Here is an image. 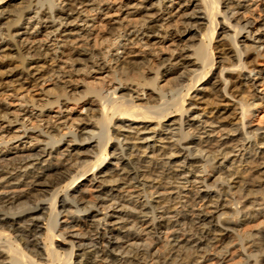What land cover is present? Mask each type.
<instances>
[{"label":"bare ground","instance_id":"obj_1","mask_svg":"<svg viewBox=\"0 0 264 264\" xmlns=\"http://www.w3.org/2000/svg\"><path fill=\"white\" fill-rule=\"evenodd\" d=\"M258 57L264 0H0V264L221 257L264 215Z\"/></svg>","mask_w":264,"mask_h":264},{"label":"rangeland","instance_id":"obj_2","mask_svg":"<svg viewBox=\"0 0 264 264\" xmlns=\"http://www.w3.org/2000/svg\"><path fill=\"white\" fill-rule=\"evenodd\" d=\"M263 46L260 47V49H262ZM257 61V66L260 68L264 69V57H258L256 59ZM255 72H252L251 75H253ZM163 82H161L162 84ZM257 93H259L260 96L264 95V89L262 87L257 86ZM255 89V90H256ZM254 92L253 88H251L250 90L247 91L246 97L249 96L251 97V94ZM33 94H36V92H33ZM255 120H254V125H257L259 123H262L260 121H264V108L260 109L256 114H255ZM262 118V120H260V118ZM160 144V142L158 143ZM83 185L86 188L85 191V196L88 200H92L95 198V195L98 193L99 188L94 185V184H89V183H85L84 181L80 184ZM70 219L68 218V216L66 215V213H62L59 216V223L60 224H64L69 222ZM240 225L234 230H228L223 232V239L221 242H217L216 240H213L214 242V246L216 248H220L219 246H223L226 244L227 246V251H222L223 254H221V257H217L215 256V252L214 250H210L207 253V260L202 261V264H238L239 262H241L243 259V256L241 254L242 249L241 246L239 245V240H238V236H236L237 234H244V233H255L257 231H260L262 229H264V215H256L253 218H250L249 215L247 216H243L240 218ZM75 227L73 229H70L71 231H76V230H80L81 227L79 228ZM163 237L165 238L166 236L170 235V231H164V233L162 234ZM221 243V245H220ZM159 245L161 244L158 243ZM214 252V254H213ZM209 256V258H208Z\"/></svg>","mask_w":264,"mask_h":264}]
</instances>
